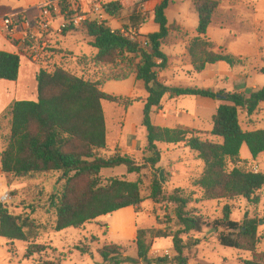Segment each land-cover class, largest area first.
Listing matches in <instances>:
<instances>
[{"label": "trees", "instance_id": "16d2710c", "mask_svg": "<svg viewBox=\"0 0 264 264\" xmlns=\"http://www.w3.org/2000/svg\"><path fill=\"white\" fill-rule=\"evenodd\" d=\"M156 1L154 22L156 31L140 33L149 18L138 10L143 4ZM175 0H113L105 3V8L113 15L123 10H131L125 29L128 35L111 32L110 27L89 23L71 31H85L93 38L96 52L90 57L78 58L83 69L89 66L98 71L95 78L78 75L54 60L46 57L39 63L36 74L37 99L17 100L6 115L10 114V132L6 144L0 151L2 171L12 177H35L39 174L60 172L64 185L50 196V206L55 208L54 231L67 227H80L102 215L111 214L128 206H138L145 198L141 190L142 171L154 169L161 160V144L183 143L197 153L203 161L201 175L193 181L201 188L205 199H233L242 196L255 203L260 201L259 191L264 186V173L243 170L239 167L227 168V160L240 156L242 145L246 144L252 158L264 152V128L244 130L239 119V110L253 114L264 102V86L250 92L214 91L212 88L166 85L159 78L160 71L168 66V55L162 45L168 37L170 24L166 9ZM198 12L197 37L189 47V53L196 71L200 72L208 64L225 62L234 67L242 59L229 52H216L215 44L206 37L218 0H193ZM133 31V29H135ZM55 53L60 49L50 48ZM54 53V54H55ZM23 54L0 49V79L17 80ZM89 62V63H88ZM84 71V70H83ZM131 76L142 81L147 96L143 101L142 127L146 132L143 161L122 149L113 155L101 152L108 146L107 125L103 101L121 103L122 99L104 90L109 81H125ZM202 96L222 102L212 116L210 133L216 139H204L194 129L168 127L153 123L152 113L162 107L163 97ZM139 99L124 101L131 106ZM5 115V116H6ZM124 165L128 173L136 175L135 180L112 177L106 184L101 183L103 168ZM160 170V169H158ZM162 178L156 176L150 185L151 198L155 202L162 199L175 205V225L170 234L176 254L172 258L149 256L150 239L166 236L155 229L140 228L136 231L135 257L123 255L115 243L98 249L104 262L122 264L126 261L146 264H188L184 253L198 244V240L183 239L190 231H200L203 222L187 211L189 198L178 190L168 194ZM221 225L226 228L219 235V243L237 250L253 253L245 259V264H264V250L257 252L259 243L257 217L245 214L242 220L230 218L232 210L225 205ZM33 221L11 213L7 207L0 209V235L8 240L28 241L29 226ZM149 234L150 239H147ZM46 246L30 243L27 254L42 252ZM42 264H58L46 260Z\"/></svg>", "mask_w": 264, "mask_h": 264}, {"label": "rangeland", "instance_id": "374dc122", "mask_svg": "<svg viewBox=\"0 0 264 264\" xmlns=\"http://www.w3.org/2000/svg\"><path fill=\"white\" fill-rule=\"evenodd\" d=\"M113 1V0H106ZM193 0H175L166 9L170 24L168 37L162 45L163 51L168 55V66L160 71L159 78L170 86H209L214 91L250 92L252 88L264 86V0H218L219 6L214 13L206 37L215 44L214 51L229 52L242 59L234 67L227 66L230 74L221 75L210 83L209 77L196 71L192 62L189 47L197 37L198 12ZM10 0H0V15L6 14V7ZM153 8V7H151ZM142 14L141 7L138 8ZM148 23L140 33L157 30L158 25L148 11H145ZM131 10H123L119 15H114L115 21L111 24L116 28H123L128 21ZM133 29V31H135ZM64 36V47L61 46L55 53L57 61L78 75H87L95 78L98 71L90 64L83 69L77 61L79 57H90L96 52L92 46L93 38L85 31H71ZM24 57V58H23ZM29 63L37 70L38 64L22 56V65ZM89 63V62H88ZM211 67V66H209ZM84 70V71H83ZM217 70L221 71L217 66ZM28 71L22 74V79L28 80ZM22 80V81H23ZM31 85L30 81L28 83ZM104 90L122 99L121 103L103 101L105 110L108 146L102 150L104 156L113 155L121 149L118 140L123 145L136 142L138 145L133 155L139 162L143 161L144 149L140 146L146 144V132L142 127L143 103L136 102L131 107L124 101L131 99L145 100L146 91L142 81H135L134 76L125 81H109ZM196 96H179L174 107L165 113L164 117L155 114L153 120L168 127H185L194 129L204 139H216L211 135L212 116L216 108L196 107ZM219 105L222 100L216 99ZM173 107V108H174ZM158 112V110L156 111ZM201 117L198 120L196 115ZM239 119L244 130L264 128V102L257 110L248 115L245 109L239 110ZM196 127V128H191ZM8 125L0 130L1 145H5L9 136ZM161 160L154 169H144L141 176V190L145 200L135 207L119 209L111 214L102 215L82 226L67 227L54 231L53 221L56 210L50 206V196L59 192L63 185V175L60 172L39 174L35 177H12L7 175L5 189L12 192V200L6 204L8 210L23 219L33 221L30 225L28 241L14 240L7 244L2 243L0 237V264H42L46 260L58 264H111L104 262L98 249L106 244L115 243L120 247L125 256L135 257L137 247L132 237L137 229H155L166 233V236H154L150 239L151 247L149 256L172 258L176 254L172 242V234L176 229L175 205L166 199L155 202L149 198L150 185L154 177L163 178L168 194L178 190L189 198L187 211L190 215L197 216L203 222L200 231H190L183 235L184 240H198V244L190 249H185L188 264H245V259L252 258L253 253L247 250H237L219 243V235L226 228L222 226L224 217L223 209L229 205L232 213L230 218L242 220L245 214L257 217L259 220L257 252L264 250V186L259 191L260 201L255 203L239 196L233 199H205L200 187L193 181L203 171V161L197 153L191 151L183 143L161 144ZM239 167L243 170H257L264 173V152L253 159L247 145H242L240 156L227 160V168ZM160 169V170H158ZM161 171H163L161 175ZM161 175V176H160ZM112 177H125L135 180L133 173H128L124 165L103 168L100 181L106 184ZM136 236V235H135ZM30 243H41L46 246L42 252L27 254L26 248ZM122 264H146L126 261Z\"/></svg>", "mask_w": 264, "mask_h": 264}, {"label": "built area", "instance_id": "2783aa9c", "mask_svg": "<svg viewBox=\"0 0 264 264\" xmlns=\"http://www.w3.org/2000/svg\"><path fill=\"white\" fill-rule=\"evenodd\" d=\"M106 0H40L38 13L30 16L27 10L0 15V31L16 47L17 52L39 63H44L46 57L55 56L50 48H55V39L63 36L66 29L74 30L89 23L108 26L111 32H119L126 36L123 28L113 27L111 22L115 17L106 8ZM154 15V9L141 6ZM254 172H257L255 170ZM12 192L5 189L0 193V209L12 200Z\"/></svg>", "mask_w": 264, "mask_h": 264}, {"label": "crops", "instance_id": "0c3cea01", "mask_svg": "<svg viewBox=\"0 0 264 264\" xmlns=\"http://www.w3.org/2000/svg\"><path fill=\"white\" fill-rule=\"evenodd\" d=\"M39 2H40V0H10V4L6 7L5 11L7 13H16V12L21 11V10H27V12L30 16H35L38 13V7L37 6H38ZM155 2L156 1H150V2L146 3V6L153 7V9H154ZM153 17H152V19H153ZM144 28H145V26L143 28H141V30H143ZM151 31H156V30H151ZM143 32L148 33L145 31H143ZM66 38H68V36L63 35V36L57 37L55 39V43L57 44V46H61L65 50L72 51V50L63 46V44L66 41ZM0 49L7 50L10 52H17L16 47L6 38V36L1 31H0ZM57 57H55V58L57 59ZM209 66H211V67H209ZM217 66L220 67L221 71L217 70ZM227 66H228V64L223 62V61L215 63V64H208L205 67V69L202 70L200 73L203 74V80H204V77H209L211 79L210 83H214L215 78L220 77L221 75H225V74L229 75L230 74V72L227 69ZM24 69H25V71H28V73H29L28 75H30V77H28V80L30 81L31 85L28 84L29 81H27L26 79H24V80L22 79V77H23L22 74L24 72ZM37 71L38 70L34 66L30 65L29 63H25V65L23 66L22 65V58H21L19 76H18L17 80L12 81V80L0 79V130L2 129L3 124H4V126L8 125L9 131H10L11 116H10V114H8V115H6V114L11 109L12 104L15 101L23 100V99H31V100L37 99V95H38L37 82H36ZM134 80L139 82V80H137L135 78V76H134ZM105 85H104V88H105ZM143 86H144V84H143ZM204 88H210V87L207 86ZM145 94L147 96V92ZM195 98H196L195 99L196 100V107L197 106L198 107H206L207 106V108L208 107H211V108L218 107V104L216 103V101H217L216 99H212V98H208V97H202V96H196ZM176 99H177V97H171L169 94H166L163 97L162 107L158 110V112H153L151 115L153 123H155L157 125L164 126V125L160 124L159 122H155L153 120V116L155 114H158V115L164 117L166 112L171 111V110H176V107H174ZM143 101H144V99L141 101H138V102L143 103ZM143 106H144V104H143ZM196 117L198 120H201L200 116L196 115ZM191 128H196V127H191ZM1 142L2 141H1V134H0V151L3 149V145H1L2 144ZM118 142H119L121 149L124 152H127L131 155L135 154L134 151L136 150V148L138 146L135 141L131 142V145L128 143V138H127V143H125V145H123L121 140H118ZM145 145L146 144H142V146H140V149L143 150ZM6 180H7V175L2 171L1 163H0V193L2 192L1 190L5 188ZM128 207H133L135 209V206H128ZM128 207H125V208H128ZM135 235H136V232L133 233L132 237H135ZM0 237H2V236L0 235ZM2 238H3V241H1L2 243L7 244L9 242H12L11 240H8L5 237H2ZM0 240H2V239H0Z\"/></svg>", "mask_w": 264, "mask_h": 264}, {"label": "water", "instance_id": "95a60500", "mask_svg": "<svg viewBox=\"0 0 264 264\" xmlns=\"http://www.w3.org/2000/svg\"><path fill=\"white\" fill-rule=\"evenodd\" d=\"M162 173H163V171H161V175H162ZM161 175H160V176H161ZM161 178H162V177H161ZM162 181H164L163 178H162Z\"/></svg>", "mask_w": 264, "mask_h": 264}]
</instances>
